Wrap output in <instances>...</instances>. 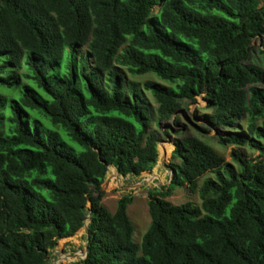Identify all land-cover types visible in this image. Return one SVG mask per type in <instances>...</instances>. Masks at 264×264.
<instances>
[{
	"label": "trees",
	"instance_id": "trees-1",
	"mask_svg": "<svg viewBox=\"0 0 264 264\" xmlns=\"http://www.w3.org/2000/svg\"><path fill=\"white\" fill-rule=\"evenodd\" d=\"M261 1L0 0V264H51L90 214L87 258L70 264H264ZM202 96L204 132L258 155L228 162L178 136L137 244L133 196L102 205L109 168L152 172ZM176 188L201 205L170 203Z\"/></svg>",
	"mask_w": 264,
	"mask_h": 264
},
{
	"label": "rangeland",
	"instance_id": "rangeland-1",
	"mask_svg": "<svg viewBox=\"0 0 264 264\" xmlns=\"http://www.w3.org/2000/svg\"><path fill=\"white\" fill-rule=\"evenodd\" d=\"M261 6L264 7V0L261 1ZM264 43V38H258L254 41V60L256 63L264 66V56L260 53V48ZM264 49V48H262ZM125 71V70H124ZM126 72V71H125ZM126 77L129 79L130 75L126 72ZM139 82L145 80H154L160 84H164L163 81L157 79L153 75H147L136 78ZM148 101L152 107L156 108V105L152 98L148 95ZM205 100L204 96L197 98V102L190 105L189 111L185 114H180V120L178 126H174V132L171 133V139H165L163 142L173 145V140L178 136H195L210 144L220 155L224 156L228 162L232 161V150L239 149L244 156L256 157L258 154L253 152L247 147L236 146H221L216 140V132H204L205 121L203 115L205 112ZM173 124V121L171 122ZM244 129V126L241 127ZM156 129V127H155ZM176 135V133H180ZM159 146V160L158 165L152 172H145L139 177H123L118 174L117 171L109 170L105 183L103 184V190L105 197L102 199V205L105 206L111 213H114L117 208L118 200L124 195L133 196V203L129 207V217L134 226V241L140 244L144 235L149 230L151 224V218L148 207V192L155 188H162L169 186L173 175L170 169L172 160V151L168 152L166 149V158L161 155ZM165 146V145H164ZM212 177V175H208ZM167 200L173 205H181L187 202L193 203L195 206L201 205V200L198 194L190 193L186 188H176L173 194L167 198ZM88 208H91V204H88ZM86 230L82 229L77 235L72 238L64 239L58 242L57 247L50 255L51 264H70L72 262H78L85 253L87 240Z\"/></svg>",
	"mask_w": 264,
	"mask_h": 264
},
{
	"label": "water",
	"instance_id": "water-1",
	"mask_svg": "<svg viewBox=\"0 0 264 264\" xmlns=\"http://www.w3.org/2000/svg\"><path fill=\"white\" fill-rule=\"evenodd\" d=\"M162 143H165V142H162ZM162 143H161V144H162ZM173 146H174V150H175V149H176V145H175L174 143H173ZM157 165H158V163L156 164V166H157ZM111 169H115V170L117 171V173L119 174L117 168H115V167H110L109 170H111ZM173 173H174V172H172V175H173ZM91 216H92V214L89 215L88 220L86 221V224H85V230H86V231H87L88 226H89V224H90ZM87 246H88V245H86L85 253H84V255L81 257V260H84V259L87 258V255H88V252H87L88 247H87ZM72 263H73V262H72Z\"/></svg>",
	"mask_w": 264,
	"mask_h": 264
},
{
	"label": "bare ground",
	"instance_id": "bare-ground-1",
	"mask_svg": "<svg viewBox=\"0 0 264 264\" xmlns=\"http://www.w3.org/2000/svg\"><path fill=\"white\" fill-rule=\"evenodd\" d=\"M163 156H164L163 158H166V156H167L165 150H164V155Z\"/></svg>",
	"mask_w": 264,
	"mask_h": 264
}]
</instances>
